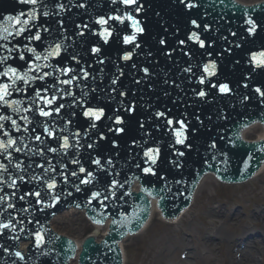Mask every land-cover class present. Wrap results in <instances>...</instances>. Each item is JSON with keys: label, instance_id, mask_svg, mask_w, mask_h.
<instances>
[{"label": "snow or ice", "instance_id": "1", "mask_svg": "<svg viewBox=\"0 0 264 264\" xmlns=\"http://www.w3.org/2000/svg\"><path fill=\"white\" fill-rule=\"evenodd\" d=\"M17 3L19 4H27L31 5L32 10L29 11L28 13L21 12L18 16H8L6 18L5 24L0 25V41H6L10 42L9 38L11 37L12 39H16L17 37H23L24 40L28 41V44H25L23 46V49H19L16 46L13 47H8L7 44H0V48H4L9 55L7 56H0V65L5 66L2 71H0V80L3 78H6L8 81L11 83H3L0 82V105H3L4 107L7 108H12L14 111L17 113L20 112V101L17 100H11L10 97L13 95L15 92H22L24 91V86H31L33 85L36 81H44L48 77L55 75L56 80L59 82L60 85H64L65 87L59 88L57 92H55L51 97H48L45 95L47 92L51 90V88L55 87V83L46 88H36L34 90V97L31 99V104L37 105L38 102H43V104L51 107L57 99L60 98L61 95H66V96H72L74 97L75 94L70 90L69 86H72L74 82H77L81 79L83 80H88L90 73L87 70L82 71V75H72V73L75 71L72 68L68 67H57L56 65L50 63L51 59L54 57H61L62 52L65 51V45L64 41L60 40L57 42L56 40H53L52 43H50L42 52L37 50V47H29V44L32 42H39L42 40V35L41 31L43 32H48L50 29L48 27H43L40 30H37L35 33H32L33 28H39L38 21L40 19V16L42 15L43 17H48L50 15L49 11H43L40 13L38 9L36 8L37 4L43 3V0H16ZM221 3H224V0H220ZM111 3L116 5V4H121L125 8L131 9V11L123 12L119 8L117 9L118 12H120L119 15H110L107 18L101 16L98 19H95V23L100 25L102 28V31L98 33V35L103 39L104 43L107 44L109 42V39L112 37L113 32L110 30V27H107L110 25L111 21L117 22L119 25L127 27L130 26L132 29V34L130 35H124L123 36V44L125 45H134L136 49L141 48V44L138 43V37L143 36L145 33V27L143 25V22L139 19L136 18V15L133 13L139 14L142 11H145V6L143 3H141V0H111ZM181 3H185V6L187 9L191 10L195 8L197 5L188 2V0H181ZM78 7H85L84 4L78 5ZM60 11H64L65 7L63 4L59 5ZM159 15V13H157ZM26 17V18H25ZM126 22L127 25H126ZM60 24V27L63 28V21H58ZM248 27L246 28V32L250 36H255L258 30V23L254 21L251 18H248L244 22ZM191 25L193 28L200 29L201 24L197 22L196 19L191 20ZM77 28H88V24L84 25H77ZM203 31L208 32V33H213V28L208 24H204ZM218 31V30H217ZM27 33V35H26ZM77 35L84 36L85 33L84 31H80L77 33ZM232 36H236V32H231ZM64 39H68L66 36ZM188 40L194 42L195 44L199 45V48L205 49L206 48V40L210 41L207 45L208 48H211L212 45L214 44V41L211 40V36H207L204 39L201 38V34L198 33L197 31H192L190 35L187 37ZM222 39L227 40V36H223ZM158 43L163 46L166 45V40L161 38ZM231 43V42H230ZM180 45H184L185 41L180 40L179 41ZM241 45L236 44L235 47L239 48ZM164 49L161 48V51ZM175 51V49H173ZM181 51H183V48H181ZM225 51H230L229 49H225ZM15 52L16 56H12L11 54ZM91 52L93 54H99L101 52L100 47H93L91 49ZM31 54L29 57L28 54ZM133 51H126L124 55L122 56V60L125 62L132 61L133 56H134ZM150 56L151 53H148ZM185 56L190 57L189 52H184ZM209 58L212 56L211 51H207L205 53ZM166 56L171 58L172 52H166ZM18 59L20 61H24V69L21 70V67H13L8 64L9 59L15 60ZM73 59H76V56L73 55ZM31 61V62H29ZM79 62V61H77ZM105 61L103 59H99L98 63L103 64ZM250 62L253 64L255 69H264V51H261L259 53L253 52L251 54ZM239 63V61H237ZM132 68H136L137 65L135 63L131 64ZM217 63L215 60L209 59L207 63L203 65V73L200 75L198 84L200 85H205L206 82L211 81V78L217 75ZM45 69H51V71H45ZM102 71V70H101ZM140 72H142V76H140L139 79H134L133 83L136 85H140L141 83H149V81L152 80L153 76L155 75L153 72H150L148 67H142L139 69ZM193 71L192 66L190 65L189 67H186L183 69V72L191 74ZM60 75L67 76V79H60ZM124 75L123 69L120 70L119 76L116 78H113L111 80V85L115 86L118 83H120V77ZM165 84L169 83V80L167 78L164 79L163 81ZM151 84L149 83V87L151 88ZM178 86V85H177ZM243 87L247 88L248 85L245 83ZM210 88L216 89L217 92L220 95L223 96H230L233 94V89L230 87L229 83H210ZM93 92L96 91L95 88L92 89ZM195 92V95L198 99L200 100H206L209 93L205 91L203 88L200 90L196 91L195 89L193 90ZM254 91L259 94L261 98H264V91L261 90V88L256 87ZM168 93L165 91V95ZM88 95L87 92H83L82 90V96L86 97ZM129 95L128 91H122L118 90L116 87H112L109 92V99L110 100H115L117 96L121 98H127ZM134 95V93H133ZM249 97L244 96L242 97V102L247 101ZM81 105H85L86 101L83 99H79L77 101ZM118 107L115 108L113 116L108 117V120L111 121V123L108 125V132H113L115 133L116 136H126L129 134L131 129L129 128V123L133 120L136 119V124H137V130H143V135L145 137H151L152 133L145 128V122L142 120H139L136 118V113L138 111V104L136 102L129 101L128 103L124 102V99L117 100ZM68 107H74V105H68ZM143 107L149 108L151 107L150 105H144ZM65 108L64 104H58L53 111L57 115L60 114L61 110ZM38 114L40 117H45L49 118L53 115V111L46 110L45 107H37ZM27 111H31V109H27ZM168 111H171L170 109ZM126 114V115H125ZM72 115H75V113H72ZM83 115L88 118V120L91 121L89 128L90 129H95L97 128L98 122L103 120L106 116V111L105 107H86V110L83 112ZM185 118L187 117V114L185 113ZM222 118H226L221 114ZM24 119L28 120L29 123L32 121L29 120L27 117H24ZM151 119L159 121L161 119L164 120L165 125L168 127V131L171 133V136L169 137V144L167 145L168 148L171 149V156H174V159H169L168 163H170L173 167L176 168H182L186 161H182L181 158H184L186 156V151L188 150L189 152L194 148V145L192 142H190L189 139V132H190V125L191 122L188 121L186 122V119H172L168 117V113L166 111H161V110H156L151 113ZM211 119V118H209ZM11 121V124L19 131V125L17 124V121L15 119H12L10 116L7 115H0V121ZM196 121L200 124L203 125L204 121L200 118L199 115L196 116ZM69 124H71V120L68 121ZM149 124L151 125V121H149ZM119 126V127H116ZM4 125L0 123V129H3ZM157 128H159V125H156ZM27 131V129H25ZM61 131H68V129L62 128ZM199 129L195 126L191 127V133L195 134ZM44 132L47 133L48 136L55 138V134L53 131L49 129L48 125H44ZM5 136H9L7 141L0 140V155H5L8 154L9 148H14L16 152H21V148L17 146V141L9 135V133L5 132ZM75 137H79L80 133L76 132L73 134ZM35 139L37 141L42 142L41 136H36ZM100 140L106 139V136L100 135L99 137ZM62 144L60 145L61 149L63 150H68L70 148L75 147L76 149H79L80 143L79 139L76 140V143L70 144L69 138L68 137H61ZM148 144V139H145L142 143L140 141H137L135 137H133V143L131 145L132 148L140 147L143 149L142 152V158L144 159V162L148 165L147 167H143L142 171L146 176H152L156 177L157 176V165L158 162L161 160V147L160 146H155V147H145V145ZM111 146L113 149H118L120 148V144L117 143L115 140L111 141ZM180 146V147H177ZM27 147V145H25ZM88 148H93L94 144L89 143L87 145ZM211 148L215 149L216 144L213 143L210 145ZM185 149V150H181ZM47 151L56 153L58 151L57 148H48ZM35 154V151H34ZM40 155H43V150L39 153ZM66 154V153H65ZM117 155H119V152H117ZM9 162L11 163L12 157L10 154L7 156ZM213 159H215V156H213ZM73 163H79V160H74ZM93 163L97 166V169L100 171H105L107 172V169L105 168V165L102 164L100 158H96L93 160ZM107 165L111 167H115L113 164L112 159H107L105 162ZM40 168H44V164L38 165ZM135 167L140 168L141 165L137 163ZM211 167V165H209ZM15 168L19 170L20 172H23L24 169L22 168L21 164L17 163L15 164ZM55 171V169H52ZM87 170L81 166L79 168V173H85ZM0 172H8V167L2 163H0ZM71 175L73 177H77L79 179V183L74 184L73 186L75 187L76 192H81L82 188L81 185H89L91 184L94 180L97 178L95 175L87 171V179H80L78 177L77 172H72ZM24 177L20 176L19 180L23 181ZM33 179H37L36 177H33ZM42 179V178H40ZM2 177H0V183H6ZM47 184V191L50 192L51 197L53 200L58 201L60 199V196L54 191L57 187L56 181L54 178H49L48 181H45ZM64 183H68L67 178H65ZM118 182L116 180L111 181V185L113 188L117 186ZM18 186V181L16 179H12L9 183V187L16 188ZM2 191V189H0ZM145 192H148L147 189H145ZM131 193H128L130 195ZM149 195H151L150 192H148ZM26 195H34L37 198L38 203H42L43 201L40 199L41 197V192L40 191H35V192H29ZM68 196H71L72 193L68 192ZM101 197V192L100 191H93L92 192V198L99 200ZM25 197L21 196L20 199L23 200ZM104 199H108V196H105ZM5 201L4 197H0V203H3ZM103 200H100L101 205H103ZM91 203V201H89ZM9 208L14 207L11 203L8 204ZM0 228L4 229H11L12 231H15V228L11 225V223H0ZM2 234V233H0ZM43 243V237L39 234H37V246H41ZM2 247V245H0ZM17 257H20L23 259L21 254L19 252L16 253Z\"/></svg>", "mask_w": 264, "mask_h": 264}, {"label": "rangeland", "instance_id": "2", "mask_svg": "<svg viewBox=\"0 0 264 264\" xmlns=\"http://www.w3.org/2000/svg\"><path fill=\"white\" fill-rule=\"evenodd\" d=\"M240 1L251 3V1L256 0ZM216 182L217 180L213 176L209 177L199 192L197 202L192 208H190L187 216L183 218L180 223H177L178 225L164 222L163 228L160 226L159 229L147 231L149 238L146 240L142 254H139V257L133 254L132 260L128 261V264H166L165 262L167 261H170V264H184L185 261L180 257L181 251L188 252L191 250V252H199L200 250H203V246L199 244L197 238H195V241L197 242L196 247H181V238L185 237L184 230L186 228L188 229V232H190L192 236L191 234H188L186 237L190 241H193V233L197 234L196 227H198L203 221H206L207 219H205V214L209 205H215L217 207L220 204V207H222L226 212L221 213L223 216L221 219L228 218L230 222L233 220L235 215L238 217V219H240V222L238 225H236L235 229H231L227 223L228 221L225 219L223 228L224 230L229 229L231 237L233 236V239L235 237L239 242L238 245L241 244L242 247L239 248L233 242H228L226 240L222 245H219L218 247H212L215 251L213 259H209L208 252H205V255L197 259L198 262L196 261L195 263L241 264V260L238 262V259L242 257L240 249L245 247V244L249 239L259 241L264 246V232L260 231V227L264 223V219L262 217L264 213V189L263 192L259 191L260 185L264 186V174L263 178L260 179L256 187H245L244 190L233 187L225 201L217 194V190L215 189ZM250 208L252 211L255 208L258 209L256 212L252 213V215L255 213V219L252 220L250 225H246L245 221H247V219L243 221L246 216L243 214V211ZM243 231H246L247 234H244ZM214 239L218 240V237H215ZM230 247L233 250L235 260H232V256L229 254ZM257 255L258 258L256 260V264H264L263 255L261 253ZM214 258L217 260H214ZM191 261L194 262V258H192Z\"/></svg>", "mask_w": 264, "mask_h": 264}, {"label": "water", "instance_id": "3", "mask_svg": "<svg viewBox=\"0 0 264 264\" xmlns=\"http://www.w3.org/2000/svg\"><path fill=\"white\" fill-rule=\"evenodd\" d=\"M251 2H254V1H251ZM245 116L246 114H242V115L238 114L236 117L238 119H241V118H244ZM242 136L244 139L250 140V141L264 139V129H263L262 124L254 123L251 126L244 128L242 131ZM239 152L240 150L236 149L235 153H239ZM240 165H241V161L239 160L236 162V165H235L236 167H234V169L231 172H229V174L239 175ZM261 167H264V162H262ZM261 174L262 172H260V175ZM261 178H263V175L257 179H254L242 185H224L217 181L215 184V189L217 190L218 196H221L223 200L225 201V199L227 198L228 194L230 193L233 187L243 189V190L245 187H256V185L258 184ZM137 188H138V184L136 182L134 184V189H137ZM155 197H152L151 212L149 215V219L145 223V226H143L137 233L128 235V238L123 239L120 243L122 251H123V261H122L123 263H126L132 260L133 254H135L137 257H139V254H142V251L146 244V240H148L149 238L147 235V231L159 229L160 226H162L163 228L164 222L159 218V216H157V212L159 211L158 210L159 208H157L156 206ZM75 213L80 214V210H76L73 207L66 209L63 212L59 213L58 215H56L54 218L51 219L52 228H54L56 231H58L61 234H69L68 232L61 230L59 226L60 224L65 223L68 220L65 224H63V228L68 229L70 233H76V235H72V236L76 240L79 247H81V243H82L81 237L84 235L85 233L84 231L88 229H90L91 231L90 234L95 235L98 240H100L107 234L109 220H107L104 226L94 225V227H92L90 223L84 217H82V220H80L79 218L69 220L68 218L74 215ZM180 215L181 213L177 217H179ZM163 219L165 218L163 217ZM165 220L167 221V218ZM129 240H132V241L129 242ZM27 244H28L27 241L22 242L21 248L25 249ZM79 250L80 248L78 249V251ZM70 264H76V259L74 261H71Z\"/></svg>", "mask_w": 264, "mask_h": 264}, {"label": "bare ground", "instance_id": "4", "mask_svg": "<svg viewBox=\"0 0 264 264\" xmlns=\"http://www.w3.org/2000/svg\"><path fill=\"white\" fill-rule=\"evenodd\" d=\"M263 162H264V160H263ZM263 171H264V167H261L260 170L258 171V173L259 172L264 173ZM209 177H212V176H210L208 174L202 180V182H201V184L197 190V196L199 195V192L201 191V189L203 188L204 184L207 182ZM263 189H264V186L260 185L259 191L263 192ZM197 200H198V197H196L195 201L197 202ZM257 209L258 208H255L252 211V209L250 208V209L243 211V214L246 215L245 218L243 219V221H245L247 219V221H245L246 225H249L250 222H252V220L255 219L254 217L256 215H255V213L252 215V213L256 212ZM223 212L226 213L224 211V209L222 207H220V204L217 207L215 205H209L208 206V209H207L206 214H205V219L207 218L206 221H203L202 224H200L198 227H196L197 234H194L192 232L193 235L195 236V238H197V241H199V244H201L203 246V250H200L199 252H191L190 251V253L188 254V257H187V260H188L187 264H197L195 262L196 261L198 262L197 259H199L200 257H203V255H205V252H208V258L209 259H213L215 251L212 247H218L220 244H222L226 240L227 241H231L234 239L236 240L235 237H234V239H233V236L231 237L229 229L224 230V228H223L224 224H225V219H226V218L221 219V217H223L221 213H223ZM182 214H183V212L181 213V215ZM261 214H262V212H261ZM183 216H181V218H183ZM179 217H174L171 220V222L177 221V219ZM235 217H236V215L233 217V220L230 222H229L228 218L226 219L228 221L227 223L231 227V229H235L236 225H238L240 222V219H238V217H236V219H235ZM262 217L264 219V213H263ZM219 223H220V225H219ZM246 225H245V227H246ZM260 231L264 232V223L260 227ZM244 234H247L246 231L244 232ZM215 237H218V240H215L214 239ZM182 242L186 246L191 245L192 248L197 246L196 245L197 242L195 240L192 242L188 238H185V237H182ZM175 244H176V242H175ZM184 244H182L181 247H184L185 246ZM240 252L242 253L241 264H256V260L258 258L257 254L261 253L264 257V246L259 241L249 239L248 242H246V244H245V248L240 249ZM229 254L231 256V251ZM192 258H194V260H195L194 262L191 261ZM214 260H217V259L214 258ZM123 264H127V262L123 263Z\"/></svg>", "mask_w": 264, "mask_h": 264}]
</instances>
